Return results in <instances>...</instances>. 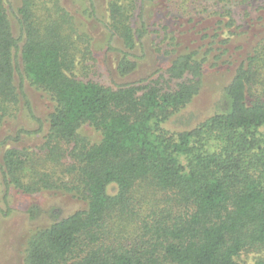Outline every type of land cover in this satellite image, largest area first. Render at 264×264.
<instances>
[{
  "label": "trees",
  "instance_id": "trees-1",
  "mask_svg": "<svg viewBox=\"0 0 264 264\" xmlns=\"http://www.w3.org/2000/svg\"><path fill=\"white\" fill-rule=\"evenodd\" d=\"M38 1L20 0L16 37L11 0H0V130L22 99L36 120L26 81L53 106L45 124L37 120L47 130L44 163L28 150L8 149L3 182L7 191L63 190L87 208L67 217L58 209L46 212L50 225L31 236L25 264H240L244 252L264 254V33L237 61L218 112L173 133L164 125L198 96L206 65L214 52L230 53V38L219 42L216 32L207 45L191 48L166 32L154 49L169 58L166 73L176 87L141 81L111 88L74 74L79 55H90V38L59 0L52 19ZM159 1L109 0L111 32L127 50L143 46L150 35L145 7ZM200 1L168 0V9L174 7L179 21L198 13ZM222 15L229 17L228 30L235 27L231 10ZM118 69L127 76L137 63L126 55ZM85 126L99 141L82 135ZM148 202L153 207L140 214ZM29 215L36 220L39 207ZM127 226L134 232L129 237Z\"/></svg>",
  "mask_w": 264,
  "mask_h": 264
},
{
  "label": "rangeland",
  "instance_id": "rangeland-1",
  "mask_svg": "<svg viewBox=\"0 0 264 264\" xmlns=\"http://www.w3.org/2000/svg\"><path fill=\"white\" fill-rule=\"evenodd\" d=\"M174 2L179 4L178 0ZM19 3L20 0H11L9 7L7 6L8 17L16 37L20 36L16 19ZM38 3L42 5L47 17L51 16L52 19L53 15V18H56L57 0H39ZM58 3L71 15V22L79 33L90 38V55L85 60L79 55L74 74L82 80L94 81L106 87L116 88L119 85L141 81H146L145 85H149L157 81L164 89H174L177 82L171 80L166 73L169 58L157 54L154 49L162 44L167 33H170L172 38L174 34L178 44L184 43L191 48L207 45L216 32L220 34L219 42L230 38V53L220 57V52L216 51L206 65L198 96L185 110L173 116L164 125L167 131L173 133L190 131L218 112L222 92L233 76L237 61L248 52L251 44L257 40V35L264 33V0H201L198 13L182 15V20L179 21L175 18L178 14L174 7L168 9V0H160L154 8L145 7L150 35L143 40V46L138 44L135 51H129L111 32L109 0H59ZM226 9L232 11L236 22L235 27L229 30L226 27L229 17L222 15ZM139 14L140 10L135 15L134 28L139 26ZM164 27H167L168 31H165ZM202 38H205V41ZM126 55L137 63V70L122 76L118 67ZM25 92L36 120L31 118L22 99L0 130V166L3 164L4 153L13 148L28 150L36 154L34 159L37 164L44 163L41 160L44 159L41 147L45 142L47 130H39L37 120L42 124L46 123L49 113L53 110L52 102L28 81L25 82ZM81 133L92 143L100 139L99 133L89 126L83 127ZM8 138L9 141L6 142ZM48 173L50 174L49 171ZM31 178L26 181L31 183ZM116 191L115 186L110 188V194H115ZM33 206L39 207L41 215L31 221L29 210ZM150 206L149 202L144 205L139 209L140 214L147 213ZM86 208L87 202L63 190L42 189L25 193L11 186L7 191L0 168V264H25L31 236L37 230L50 225L46 212L58 209L67 217ZM123 233L126 237L131 236L134 233L133 227L127 226ZM262 256L264 254L255 251L244 252L238 261L240 264H256Z\"/></svg>",
  "mask_w": 264,
  "mask_h": 264
}]
</instances>
